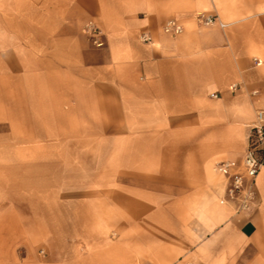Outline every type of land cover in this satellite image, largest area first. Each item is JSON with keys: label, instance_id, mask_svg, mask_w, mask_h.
<instances>
[{"label": "crops", "instance_id": "0c3cea01", "mask_svg": "<svg viewBox=\"0 0 264 264\" xmlns=\"http://www.w3.org/2000/svg\"><path fill=\"white\" fill-rule=\"evenodd\" d=\"M260 110L264 0H0V264H264Z\"/></svg>", "mask_w": 264, "mask_h": 264}, {"label": "built area", "instance_id": "2783aa9c", "mask_svg": "<svg viewBox=\"0 0 264 264\" xmlns=\"http://www.w3.org/2000/svg\"><path fill=\"white\" fill-rule=\"evenodd\" d=\"M197 17L204 24H212L216 20L214 16L204 13H199ZM87 27L93 34L100 31L92 22ZM164 30L179 34L184 31V26L176 19H171L164 24ZM144 39L151 40V37L145 34ZM262 167H264V110L257 113V122L250 129L248 148L243 158L224 161L218 165V170L227 177L226 196L222 202H235L238 212L248 210L255 200V182Z\"/></svg>", "mask_w": 264, "mask_h": 264}, {"label": "rangeland", "instance_id": "374dc122", "mask_svg": "<svg viewBox=\"0 0 264 264\" xmlns=\"http://www.w3.org/2000/svg\"><path fill=\"white\" fill-rule=\"evenodd\" d=\"M199 13H202V12H198L197 15H198Z\"/></svg>", "mask_w": 264, "mask_h": 264}]
</instances>
